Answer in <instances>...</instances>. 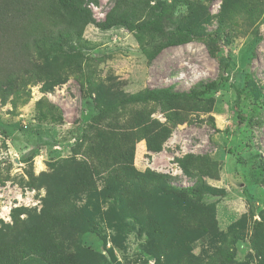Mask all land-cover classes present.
Here are the masks:
<instances>
[{
  "label": "rangeland",
  "instance_id": "rangeland-1",
  "mask_svg": "<svg viewBox=\"0 0 264 264\" xmlns=\"http://www.w3.org/2000/svg\"><path fill=\"white\" fill-rule=\"evenodd\" d=\"M128 1L122 12L138 22L164 11L191 39L150 59L167 34L70 27L49 12L14 50L0 38V248L61 200L72 219L58 240L79 264H261L264 0ZM77 2L99 21L116 0ZM213 80L198 98L123 103ZM145 123L168 130L161 150L148 148ZM82 163L94 189L70 194ZM131 168L195 194L166 196Z\"/></svg>",
  "mask_w": 264,
  "mask_h": 264
},
{
  "label": "trees",
  "instance_id": "trees-1",
  "mask_svg": "<svg viewBox=\"0 0 264 264\" xmlns=\"http://www.w3.org/2000/svg\"><path fill=\"white\" fill-rule=\"evenodd\" d=\"M38 1L41 0L0 1V38L6 40L7 43L11 42L13 44V46H11L13 50L16 47L17 41H21L20 35L22 32L25 30L26 34V30L34 26L33 20L41 15L44 16L47 12L56 17H60V15L65 16V21L70 24V27L84 26L93 22L101 30L122 26L129 30L167 34V39L159 43L153 49L150 54V59H154L164 48L187 43L192 37L190 27L183 26L177 21H172L170 23L164 22L168 20L164 11H160L153 18L138 22L135 20V12L133 13L131 10H124V12H122V8L127 6L128 0H116L115 4L106 13L105 18L99 21L94 20L91 12L86 8H82V5L79 4L77 0H57L56 3L54 0H43L40 3ZM19 17H24L22 24L19 23ZM166 27H168V32L165 31V29H167ZM68 29L70 30V28ZM1 39L0 44L3 42ZM218 85L219 82L215 80L207 83L200 82L198 86L188 92L177 91L172 86L147 89L143 94L132 96L123 103L170 101L177 100L183 96L198 98L217 89ZM9 93H11V91H8V94ZM236 105L239 107L238 103ZM142 131L144 132L148 148L152 151L161 150L162 143L167 138L168 130L161 125H153V123L148 125L145 123ZM131 170L133 174L132 177L145 179V182L148 181V177L152 180H157L155 178H159L157 182L161 184V186L165 185L167 187L161 191L166 196L186 198L195 194L193 188L190 187L176 188L168 186L166 176L153 172L142 174L137 172L134 168H131ZM93 172L94 170L91 169L90 165L82 163L76 171V184L68 186V192L70 194H79L84 191H92L95 185ZM145 182H143V184L146 185ZM130 211L136 213L133 209H130ZM153 218V215H151V221H153ZM71 219L72 217L66 210V207H64L63 201H56L54 206L44 211L41 220L30 226L24 235H20L19 238H17L16 242L0 248V264H16L21 259H26L27 262L33 260L34 263L40 262L41 264H79L76 256L65 250L57 236L58 231L65 228ZM161 221L162 220H158L156 221L157 225H153V227L159 231V234L164 233ZM257 250L261 253L259 249ZM261 264H264V257H261Z\"/></svg>",
  "mask_w": 264,
  "mask_h": 264
}]
</instances>
